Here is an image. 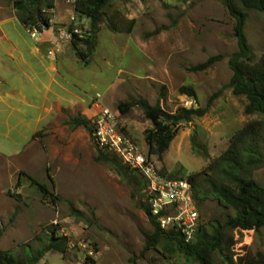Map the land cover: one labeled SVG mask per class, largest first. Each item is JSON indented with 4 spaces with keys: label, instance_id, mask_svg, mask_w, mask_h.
Returning a JSON list of instances; mask_svg holds the SVG:
<instances>
[{
    "label": "rangeland",
    "instance_id": "1",
    "mask_svg": "<svg viewBox=\"0 0 264 264\" xmlns=\"http://www.w3.org/2000/svg\"><path fill=\"white\" fill-rule=\"evenodd\" d=\"M13 1L0 0V61L13 53L1 37L7 34L13 41L17 33L13 20L19 26L21 23ZM233 1L247 13L245 31L258 60L264 52V14L245 9L240 0ZM54 5L46 11L52 26L41 32L49 38L43 52L48 64L41 62V66L43 70H58L62 88L76 102L58 109L45 127L41 123L32 140L29 137L35 121L29 127L13 122V142L27 148L13 157L0 154V249L26 259L27 250L37 254L54 231L55 237L63 240L61 249L46 251L36 264H200L176 242L165 237L154 239L157 231L146 213L143 174H131V168L113 153L110 161H98L99 148L90 128L74 127L70 122L74 118L89 120L98 99L120 112L119 123L149 153L146 136L152 122L139 105L125 112L120 105L143 98L151 105L160 103L171 114L183 109L205 110L202 116L182 120L174 127L176 137L162 159L151 155L158 169L174 176L201 171L227 149L237 131L261 119L258 114H246V98L228 87L233 75L228 58L205 71H192L211 56H229L238 50L234 19L224 0H111L105 10L107 18L117 20L123 29L135 19L130 33L113 32L105 20L77 13L73 0H54ZM19 28L29 44L38 41L40 35L33 39L28 27L21 23ZM65 29H77L80 38L95 31L96 48L89 64L76 56L74 36L59 34ZM53 47L58 51L50 55ZM3 60L2 66L6 65L13 76L9 62ZM182 86L193 87L196 96L182 94ZM37 116L38 110L30 114ZM194 146H201V153ZM119 167L127 168L125 176ZM20 171L47 185L51 194L44 196L28 177L19 176ZM253 176L264 186V162ZM54 196L59 197L56 203ZM198 209L202 226L224 223L227 215L233 214L211 199ZM225 233L236 240V256L264 252V227L259 232L226 228ZM148 235L153 236V245ZM213 259L214 264H226L217 252Z\"/></svg>",
    "mask_w": 264,
    "mask_h": 264
},
{
    "label": "trees",
    "instance_id": "2",
    "mask_svg": "<svg viewBox=\"0 0 264 264\" xmlns=\"http://www.w3.org/2000/svg\"><path fill=\"white\" fill-rule=\"evenodd\" d=\"M110 2L111 0H76L74 8L77 13L93 20H105L107 27L113 32L124 30L128 33L132 32L136 23L135 19L129 20L126 28L123 29L117 20L107 18L105 10ZM240 2L247 10L264 14V0H240ZM224 3L234 19L233 33L237 39L238 50L229 56L223 54L211 56L204 63L194 66L192 71H205L217 62L228 58V64L233 71L228 87L232 88L235 95L246 98V114H258L261 119L248 122L230 139L225 151L210 161L201 171L187 177L193 185L198 206L207 199H211L217 201L224 209L233 211V214L229 213L224 223L214 221L209 225H201L194 240L188 242L176 230L161 229L146 203L145 208L156 227L157 233L154 234V239L165 237L176 242L188 256L198 260L200 264H214L213 253L215 252L222 255L226 264H264V252L247 251L236 256L233 251L236 240L234 236L225 233L226 228L259 232L264 227V186L253 176L254 170L264 162V52L258 60H255L245 31L247 13L233 0H224ZM13 7L17 18L26 27H34L41 33L52 26L50 18L46 16V11L54 9V0H14ZM96 28L95 25L94 29ZM94 32L93 30V34L87 38H80L78 34H74L72 39V47L76 56L85 64L90 63L96 48ZM179 91L182 94L196 96V90L191 86H182ZM134 105H139L146 118L153 124V128L146 136V141L149 154H155L159 159L163 158L176 137L174 127L182 120L189 121L193 116H202L205 113L202 109H183L179 114H171L164 110L160 103L151 105L143 98L120 105V109L125 112ZM70 123L74 127L81 125L89 127L92 133L90 120L74 118ZM172 125L175 126L172 127ZM200 147L194 146L193 149L199 151ZM202 147L204 149V146ZM109 154L110 152L99 149L96 159L110 161ZM202 154L208 157L206 150H203ZM119 169L121 175L127 174L125 168L119 167ZM130 171L131 174L142 175L138 170L130 169ZM22 175L28 177L44 196L51 194L47 185L39 182L29 173L20 171L19 176ZM17 185H20V179ZM54 198V203H56L59 197L54 196ZM54 233L53 231L48 237L47 245L37 250V254L28 249L26 259L18 258L10 250L0 249V264H36L46 251L52 248L61 249L60 243H63V240L55 237ZM152 237L148 235L149 241L154 242ZM153 242L150 245H153Z\"/></svg>",
    "mask_w": 264,
    "mask_h": 264
},
{
    "label": "built area",
    "instance_id": "3",
    "mask_svg": "<svg viewBox=\"0 0 264 264\" xmlns=\"http://www.w3.org/2000/svg\"><path fill=\"white\" fill-rule=\"evenodd\" d=\"M74 4L76 0H73ZM75 17L71 16V21ZM27 33L35 38L40 32L28 27ZM59 34L71 37L78 34L77 29L60 30ZM57 47L50 49L55 55ZM191 105L194 100L191 99ZM118 110L104 106L96 99L94 113L90 117L92 138L96 146L116 155L126 166L143 174L145 185V203L152 217L161 229L176 230L186 241L194 240L202 225L201 214L194 196L193 185L188 177H178L158 169L151 155L143 150L135 138L119 123Z\"/></svg>",
    "mask_w": 264,
    "mask_h": 264
},
{
    "label": "crops",
    "instance_id": "4",
    "mask_svg": "<svg viewBox=\"0 0 264 264\" xmlns=\"http://www.w3.org/2000/svg\"><path fill=\"white\" fill-rule=\"evenodd\" d=\"M19 27L21 23L19 26L13 20V30L17 32L13 34V41L7 34L1 37L13 48V53L10 51L8 57L2 58L9 62L13 76L4 67L6 65L2 66V59L0 61V124L4 125L0 130V154L7 157L23 154L27 148L21 149L13 142V128L16 129L13 122L29 127L35 121L36 128L29 137L33 138L41 123H44L42 128L45 127L57 115L58 109L76 102L74 96L62 88L58 70H43L44 66H41V62L48 64L43 52L49 38L40 33L38 41L29 44ZM35 92L38 93L36 98ZM35 110H38V116L30 117Z\"/></svg>",
    "mask_w": 264,
    "mask_h": 264
},
{
    "label": "water",
    "instance_id": "5",
    "mask_svg": "<svg viewBox=\"0 0 264 264\" xmlns=\"http://www.w3.org/2000/svg\"><path fill=\"white\" fill-rule=\"evenodd\" d=\"M175 125H172V127H174Z\"/></svg>",
    "mask_w": 264,
    "mask_h": 264
}]
</instances>
